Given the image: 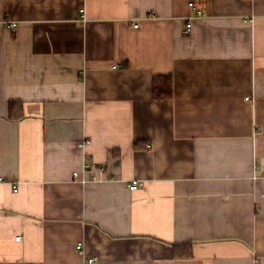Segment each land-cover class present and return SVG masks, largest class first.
Returning <instances> with one entry per match:
<instances>
[{
    "label": "crops",
    "instance_id": "0c3cea01",
    "mask_svg": "<svg viewBox=\"0 0 264 264\" xmlns=\"http://www.w3.org/2000/svg\"><path fill=\"white\" fill-rule=\"evenodd\" d=\"M0 178V264H264V0H0Z\"/></svg>",
    "mask_w": 264,
    "mask_h": 264
},
{
    "label": "built area",
    "instance_id": "2783aa9c",
    "mask_svg": "<svg viewBox=\"0 0 264 264\" xmlns=\"http://www.w3.org/2000/svg\"><path fill=\"white\" fill-rule=\"evenodd\" d=\"M190 8H191V12L192 14L190 15V17L188 18L187 24L185 26L184 29V33L185 34H189L192 31V27H193V22L196 18L201 17V15L203 14V8L201 6H198L197 4H195L194 2L190 3ZM6 27L8 28H14L16 26L15 22H11V21H4ZM137 27V25H135ZM87 144H90V141L87 140L82 146H86ZM93 166L89 163H86L84 165V170L85 172H90L93 168ZM101 172H104L103 168H100ZM73 177L74 179H78L83 181H87V180H91V181H95L98 179V176L95 174H92L90 179H87L85 177L80 178V173L79 172H74L73 173ZM2 181V179L0 178V182ZM144 186V182L142 180H137L134 179L130 182L129 184V189L131 191L137 190L141 187ZM15 191H18V185L15 184ZM21 236L18 237V240H21ZM83 248V243L79 242L77 244V250H82ZM85 264H97V259L96 258H87L85 260ZM255 264H261L259 261L256 260Z\"/></svg>",
    "mask_w": 264,
    "mask_h": 264
},
{
    "label": "trees",
    "instance_id": "16d2710c",
    "mask_svg": "<svg viewBox=\"0 0 264 264\" xmlns=\"http://www.w3.org/2000/svg\"><path fill=\"white\" fill-rule=\"evenodd\" d=\"M195 4H197V2H195V1H193ZM198 6H200V5H198ZM170 86H171V84L168 82L167 84H166V86H165V88L164 87H162V88H159V86H157V87H155L154 89H155V96L156 97H158L159 95H160V93L162 92V91H164V89H165V91L167 90H170ZM161 87V86H160ZM164 88V89H163ZM23 116V107H22V104L21 103H18V102H12L11 104H10V117L12 118V119H19V118H21ZM177 250H178V248H177Z\"/></svg>",
    "mask_w": 264,
    "mask_h": 264
}]
</instances>
